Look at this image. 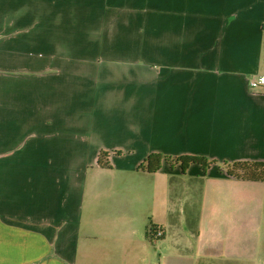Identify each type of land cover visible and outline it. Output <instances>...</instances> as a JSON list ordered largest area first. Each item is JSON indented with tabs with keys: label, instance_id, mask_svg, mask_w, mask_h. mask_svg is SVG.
I'll return each mask as SVG.
<instances>
[{
	"label": "crops",
	"instance_id": "crops-1",
	"mask_svg": "<svg viewBox=\"0 0 264 264\" xmlns=\"http://www.w3.org/2000/svg\"><path fill=\"white\" fill-rule=\"evenodd\" d=\"M260 74L264 0H0V264H99L122 245L147 264L133 220L91 233L105 245L92 250L78 242L86 210L79 221L72 214L87 162L113 169L129 159L143 180L111 190L135 194L141 184L148 199L153 175L163 206L161 175L228 180L223 264H264V182L219 165L264 161V89L248 85ZM150 153L218 163L183 172L163 160L149 173L139 165ZM156 228L158 240L178 237L161 262L194 264V219L149 221L152 246Z\"/></svg>",
	"mask_w": 264,
	"mask_h": 264
},
{
	"label": "rangeland",
	"instance_id": "rangeland-1",
	"mask_svg": "<svg viewBox=\"0 0 264 264\" xmlns=\"http://www.w3.org/2000/svg\"><path fill=\"white\" fill-rule=\"evenodd\" d=\"M89 157L90 152L86 153ZM116 161V160H115ZM132 160H118L113 163V169L95 166L87 162V168L82 176L83 180H77L75 186L84 188L73 202V217L79 221L83 219L86 210V220L88 224L84 227L79 243L92 245V250H104V243L98 240L92 241L89 235L95 233L98 237L100 233L112 232L119 226L117 221L133 220L135 234L141 240L136 246L146 250L151 254L147 264H170L168 257L160 260V255L166 251L173 252L178 244V237L175 234H167V240H158L163 237V231L159 228L150 231L152 246L147 237V225L149 221L178 222L179 220L194 219V264H205L201 259L203 254L215 255V260L209 264H223V218L222 210L223 192L229 185H225L228 180L207 179L199 181L196 178L172 177L170 175L159 177L161 182L166 184V204L156 201L154 187L158 183V177L148 176L151 188L147 199L143 195L142 185H137L139 189L135 194L129 191H112V186L120 189L133 185L137 180H143L133 174L127 163ZM220 165V164H219ZM191 166V165H190ZM189 166V167H190ZM7 187L12 185L7 182ZM72 186V191L77 188ZM194 198V206L192 199ZM37 202L39 199L34 195H24L23 200ZM45 201V198H40ZM157 230L161 231V236L156 238ZM129 231V230H128ZM126 247L121 246L119 252L111 253L108 260L99 259V264H144L137 258H126ZM248 264H251L248 261Z\"/></svg>",
	"mask_w": 264,
	"mask_h": 264
},
{
	"label": "trees",
	"instance_id": "trees-1",
	"mask_svg": "<svg viewBox=\"0 0 264 264\" xmlns=\"http://www.w3.org/2000/svg\"><path fill=\"white\" fill-rule=\"evenodd\" d=\"M106 156L107 154L105 153L101 154L102 159L106 158ZM163 160H165L171 167L179 165L183 172H185L191 164H198L205 173L213 164L218 163L217 160L209 159L202 155L181 154L174 156L162 153H150L139 165V169L145 170L149 173L157 172L160 169ZM220 166L224 169L227 175L236 179L264 182V161H225L220 163ZM150 231H152V229Z\"/></svg>",
	"mask_w": 264,
	"mask_h": 264
},
{
	"label": "built area",
	"instance_id": "built-area-1",
	"mask_svg": "<svg viewBox=\"0 0 264 264\" xmlns=\"http://www.w3.org/2000/svg\"><path fill=\"white\" fill-rule=\"evenodd\" d=\"M248 85L252 90L253 89H264V74H260V75H257L249 79ZM161 235H162L161 231L157 230L155 233V237L158 238Z\"/></svg>",
	"mask_w": 264,
	"mask_h": 264
}]
</instances>
